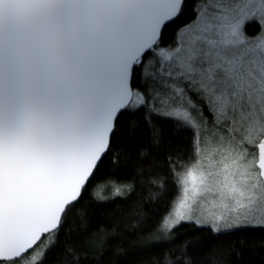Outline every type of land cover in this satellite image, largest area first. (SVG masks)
Listing matches in <instances>:
<instances>
[{
    "label": "snow or ice",
    "instance_id": "1",
    "mask_svg": "<svg viewBox=\"0 0 264 264\" xmlns=\"http://www.w3.org/2000/svg\"><path fill=\"white\" fill-rule=\"evenodd\" d=\"M0 264H264V0H0Z\"/></svg>",
    "mask_w": 264,
    "mask_h": 264
},
{
    "label": "trees",
    "instance_id": "2",
    "mask_svg": "<svg viewBox=\"0 0 264 264\" xmlns=\"http://www.w3.org/2000/svg\"><path fill=\"white\" fill-rule=\"evenodd\" d=\"M164 152H171V154L173 156L177 155L178 153L181 155V158H184L185 154L190 151L189 149V145L187 143H185L181 138H176V137H172V136H168L167 142L163 148ZM161 167L165 170L166 175L168 176L169 181L171 180V174L167 173V165H161ZM114 180H116L117 182H122L125 180V178L123 176H114L113 177ZM128 179H131V177H129ZM173 186L170 184V188H172ZM137 193H139V187H137ZM105 195H111L110 192L106 191L104 193ZM131 196V200L135 201L138 196L137 194H130ZM148 211H158V212H163L164 211V207L165 204L164 202H160L158 204H153V205H146L145 206ZM134 243H141L142 241H133Z\"/></svg>",
    "mask_w": 264,
    "mask_h": 264
}]
</instances>
